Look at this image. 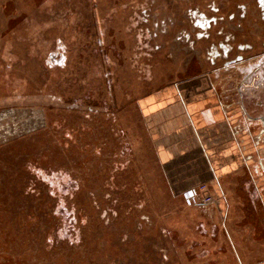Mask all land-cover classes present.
Masks as SVG:
<instances>
[{"label":"rangeland","instance_id":"rangeland-1","mask_svg":"<svg viewBox=\"0 0 264 264\" xmlns=\"http://www.w3.org/2000/svg\"><path fill=\"white\" fill-rule=\"evenodd\" d=\"M80 1L0 0V264H233L169 222L138 105L264 83V0Z\"/></svg>","mask_w":264,"mask_h":264},{"label":"crops","instance_id":"crops-1","mask_svg":"<svg viewBox=\"0 0 264 264\" xmlns=\"http://www.w3.org/2000/svg\"><path fill=\"white\" fill-rule=\"evenodd\" d=\"M248 80L242 94L211 74L197 76L138 106L165 190L182 203L165 211L169 222L184 227L171 217L184 213L185 241H223L233 264H264V99L257 92L264 83ZM192 190L214 202L188 206Z\"/></svg>","mask_w":264,"mask_h":264},{"label":"built area","instance_id":"built-area-1","mask_svg":"<svg viewBox=\"0 0 264 264\" xmlns=\"http://www.w3.org/2000/svg\"><path fill=\"white\" fill-rule=\"evenodd\" d=\"M204 191L192 190L186 193L185 200L189 206L208 205L214 202L213 197L203 194Z\"/></svg>","mask_w":264,"mask_h":264},{"label":"trees","instance_id":"trees-1","mask_svg":"<svg viewBox=\"0 0 264 264\" xmlns=\"http://www.w3.org/2000/svg\"><path fill=\"white\" fill-rule=\"evenodd\" d=\"M81 3H82V5H85V3H87L86 1H84V0H81L80 1ZM44 3V2H43ZM72 222V221H71ZM73 223V222H72ZM70 227H71V225H69ZM73 227V226H72Z\"/></svg>","mask_w":264,"mask_h":264},{"label":"flooded vegetation","instance_id":"flooded-vegetation-1","mask_svg":"<svg viewBox=\"0 0 264 264\" xmlns=\"http://www.w3.org/2000/svg\"><path fill=\"white\" fill-rule=\"evenodd\" d=\"M261 79H259V81H260ZM261 82H262V80H261Z\"/></svg>","mask_w":264,"mask_h":264}]
</instances>
